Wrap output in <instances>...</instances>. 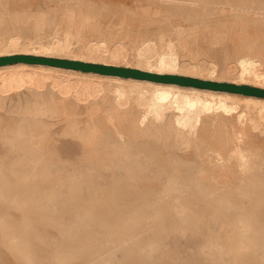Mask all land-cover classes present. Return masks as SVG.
Listing matches in <instances>:
<instances>
[{"label": "bare ground", "instance_id": "bare-ground-1", "mask_svg": "<svg viewBox=\"0 0 264 264\" xmlns=\"http://www.w3.org/2000/svg\"><path fill=\"white\" fill-rule=\"evenodd\" d=\"M4 1L0 0V57L22 54L69 59L216 82L228 78L226 70L221 72L218 79L204 75L202 69H185L179 73L174 69V60L166 58L160 59L159 67L151 68L148 64L147 67H131L118 66L106 60L99 62L90 56L91 48L77 50L75 55L67 54L70 49L66 40L44 44L39 36L33 40L20 31L25 26H44L59 14L65 22L66 32H79L90 15L78 7L63 3L64 0L57 1L59 8H38L36 11L30 8L5 9ZM207 19L202 16L194 23L210 28L208 32H198L200 37H207L210 42H224L229 38L230 31L247 32L242 25L245 20L240 19L227 27L219 20H209L211 23ZM211 24L216 25L212 27ZM244 40H241L238 49L252 51V43L247 38ZM238 62L241 67L240 79L238 82H228L259 88L245 81V75L255 66L254 60L241 58ZM252 73L259 78L256 72ZM59 76L79 80L86 78L110 86L118 98L133 94V103L128 112L137 107H142L143 111L137 119L126 118L127 123L115 122L111 115H106L100 121L106 122L108 126L102 135L89 141L93 154L82 157L86 163L94 162V167L87 166L70 173L63 167L71 165L73 157L68 155L60 158L57 152L53 153L55 163L53 160L43 161L40 159L42 156H39L34 160L19 158L7 167L0 164V206L4 203L13 204L23 211L30 210L33 213V217L23 220L17 227L20 231L29 229L25 225L42 222L44 218L41 212L46 207L52 214L66 209L70 214L72 209L88 207L96 210L102 206L105 208L101 213L107 211L104 216L98 212V217L91 218L84 211L86 216L82 218L75 210L73 216L57 220L61 238L67 241L66 248L60 252L63 254L58 257L64 261L72 257L87 259L99 251L93 243H70L75 240L143 239L147 246L145 248L137 246L131 249L132 245L138 243H123V246L130 247L128 251L135 253L130 259L141 262L146 259L143 258L144 253L155 250L160 240L172 232L179 231L178 234L188 233L195 237L204 231V246L213 264L221 261L228 264H264V155L244 140L248 127L264 133V98L44 64L14 63L0 66V107H3L6 100L4 92L7 93L11 88L20 89L27 84L36 85L34 91H31L34 102L23 109V112L34 117V127L27 131L18 129L9 136H1L6 144L14 148L18 144L32 145L37 131L46 127L40 116L63 111H73L79 115L85 111L75 102L64 104L55 101L50 92L37 93L41 79ZM16 109H20L19 105ZM99 110L105 111L103 107ZM167 111H171L169 137L163 140L161 122ZM94 124L92 119L70 118L68 130L80 136L83 134L82 138L88 145L84 135L94 129ZM194 133L196 136L193 139ZM145 136L151 139L149 143L142 139ZM212 161H215V167H212ZM102 170H109V179H106ZM26 194L49 195L47 198L37 196L27 199ZM62 194H87L90 200L81 203L76 195H70L65 201ZM132 194H135V198H130ZM142 194L148 195L147 198ZM92 201L93 204H90ZM123 208H127V216L115 218L117 226L99 228L121 233L88 234V230L95 229L89 223L106 222L110 214L117 216L123 213ZM82 223L85 226H81ZM142 223H148L154 228L151 234L148 232L149 235L143 237L137 231L141 228L136 224ZM82 230L85 233H79ZM8 237L11 242L6 246L18 254L30 253L27 244L16 242L18 238H40L37 234ZM220 239H224V242H220ZM103 262L111 264L101 260Z\"/></svg>", "mask_w": 264, "mask_h": 264}, {"label": "rangeland", "instance_id": "rangeland-1", "mask_svg": "<svg viewBox=\"0 0 264 264\" xmlns=\"http://www.w3.org/2000/svg\"><path fill=\"white\" fill-rule=\"evenodd\" d=\"M57 1L5 0L4 5L5 9L9 10L30 8L36 11L38 8L43 10L59 8L60 5ZM63 3H69L75 8L78 7L90 15L89 19L80 27L79 32H66L65 22L59 14H56L52 20H48L44 26L38 28L25 26L20 32H24L26 37L33 40L39 36L44 44L66 40L70 49L67 54L70 55L77 54V50L91 48L92 54L90 56L92 58L99 62L106 60L118 66L138 67L141 65L147 67L148 64L151 68H157L160 59L166 58L174 60V69L179 73L185 69L190 71L202 69L204 75H211L212 78L218 79L221 72L226 70L228 78H223L222 82L227 83L230 81L238 82L240 79L241 67L238 61L241 58H252L255 66L250 69V73L245 75V81L264 89V53L260 52L264 51V0H64ZM202 16L208 18V21L219 20L222 25L227 27L234 25L237 21L245 20L246 22L242 21V25L247 32L230 31L228 32L229 38L224 42H210L207 37H200L198 33L208 32L210 28H204L202 24L194 23L196 19ZM211 25L213 27L216 24ZM66 34H68L67 39ZM245 38L254 46L252 51L238 49L239 43L241 40L245 41ZM252 72H256L259 78L254 77ZM33 87L36 88V85L27 84L20 89L11 88L7 93H3L6 98L3 107H0V164L3 167H7L22 157L27 158V160H34L36 157L42 156L39 158L43 161L53 160L55 163L56 159L53 158V153L56 154V152L60 158L68 157V155L73 157L74 162L63 167L70 173L85 169L87 166L94 167V162L86 163L82 161V157L93 154L90 150L89 141L98 138L105 132V127L108 125L106 122L100 123V121L106 115H111L115 122L127 123L126 118L129 117V120L130 118L137 119L143 111L142 107H137L128 112L133 103L131 98L134 97L133 94L125 98H118L110 86L89 81L86 78L79 80L59 76L47 80L41 79L40 85L36 89L37 93L50 92L55 101H62L64 104L70 101L75 102L85 111L79 115L73 111H63L58 114L49 113L40 116V120L46 124V127L42 131H37L38 134L33 144H18L14 148L6 144L1 136H9L18 129L23 128L27 131L34 127V117L23 112L25 107L34 102L31 96V91H34ZM18 105L19 110L16 109ZM101 107L105 109L104 112H100L99 108ZM170 112H166V116L161 122L163 128L161 139L163 140L169 137ZM70 118L93 120L94 129L91 132L87 131L84 135L86 141L88 140V145L82 138L83 134L80 136L68 130V119ZM107 133L110 134L109 131ZM195 136L194 133L192 138L194 139ZM142 139L148 143L151 140L148 136L142 137ZM244 140L264 155V133L248 127ZM211 165L215 167V161H212ZM108 172L109 170L103 171L106 179L110 177ZM48 195L26 194L27 199L37 196L47 198ZM70 195H76L81 203L90 200L87 198L89 196L87 194H62V197L67 201ZM105 195L111 196L112 194ZM142 196L147 198L148 195L142 194ZM130 198H135V194L130 195ZM90 204H93V201ZM103 208L105 207L101 206L96 210L88 209V207L76 208L72 209L70 215L67 209L52 214L46 207L41 212L44 218L42 222L25 225L29 229L20 231L17 227L23 220L33 217V213L30 210L23 211L13 204H1L0 264H36L38 262L39 264H104V262L101 263V260L109 261L111 264H213L211 262L212 257L209 256L204 246L206 242L203 235L204 231L195 237H191L188 233L178 234L179 231L174 230L178 232H172L161 239L155 250L147 254L144 253L143 258L146 259H142L144 261L141 262L130 259L135 253L128 251L127 249L130 247L123 246V243H127L126 245L138 243L132 245L131 249L137 248V246L145 248L147 246L143 239L142 241L107 238L88 241L75 240L70 243H93L94 248H99V251L87 259L72 257L64 261L63 258L58 257L59 254H63L60 252L66 248L67 241L61 238V232L58 229L60 225L57 220L61 217L65 219L68 216H73L75 210L79 217H85L84 211H87L89 217L95 218L98 217V212L103 211ZM123 210L124 212L118 213L117 216L110 214L106 222L89 223L95 229L88 230V234L121 233V231L113 232L99 228L117 226L115 218L127 216L125 214L127 208H123ZM105 213L107 211L100 215L104 216ZM136 225L141 228L137 231L141 232L143 237L148 232L151 234V230L154 229L148 223ZM81 226H85V224L82 223ZM79 233H85V231L82 230ZM35 234L39 235L40 238H18L16 241L27 244L30 253L18 254L6 246L7 243L11 242L8 235L19 237L20 235ZM220 242H224V239H220ZM218 264L228 263L221 261Z\"/></svg>", "mask_w": 264, "mask_h": 264}, {"label": "water", "instance_id": "water-1", "mask_svg": "<svg viewBox=\"0 0 264 264\" xmlns=\"http://www.w3.org/2000/svg\"><path fill=\"white\" fill-rule=\"evenodd\" d=\"M14 63L44 64L60 68L78 70L81 72H92L102 75L119 76L123 78L150 80L155 82L177 84L180 86H191L214 91H225L229 93L264 98L263 88L253 87L249 85H237L227 82L201 80L197 78L172 74L158 75L150 72L140 71L134 68L117 67L69 59L47 58L22 54L0 57V66Z\"/></svg>", "mask_w": 264, "mask_h": 264}]
</instances>
